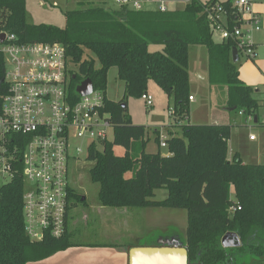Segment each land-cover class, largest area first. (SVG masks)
Masks as SVG:
<instances>
[{
	"label": "trees",
	"instance_id": "trees-1",
	"mask_svg": "<svg viewBox=\"0 0 264 264\" xmlns=\"http://www.w3.org/2000/svg\"><path fill=\"white\" fill-rule=\"evenodd\" d=\"M220 2L226 10L231 0ZM202 2L191 0L180 9L166 12L134 10L120 3L109 10L91 3L64 12V26L30 24L26 0H0V31L13 35L17 43H58L64 47L69 65L70 92L85 79L105 96L106 76L111 68L123 83V98L106 99L113 139L100 149L92 146L86 160L88 176L98 185L100 207L113 209L164 208L184 210L187 217L185 247L189 264H242L252 257L264 261V164L244 163L235 153L228 158L231 126L188 124L189 48L204 47L206 77L210 87L224 88L226 107L245 119L258 118L264 102L239 78L232 63V44L216 42L202 14ZM149 45L161 51L149 52ZM94 55L98 62L85 57ZM74 76V78H72ZM4 62L0 55V103L5 94ZM149 82L171 98L172 125L181 137L167 130V154L145 152V128L135 126L128 114V98L140 99ZM158 144V138H155ZM124 149L116 156L114 147ZM131 173L130 178H125ZM164 189V200L155 201L156 190ZM23 184L20 176L0 185V264H28L76 246L67 231L69 210L81 197L69 189L66 229L62 237L31 240L24 232ZM233 195V197H231ZM85 199L82 201L84 203ZM231 208H233L231 210ZM235 233L240 246L222 248L220 240Z\"/></svg>",
	"mask_w": 264,
	"mask_h": 264
},
{
	"label": "built area",
	"instance_id": "built-area-1",
	"mask_svg": "<svg viewBox=\"0 0 264 264\" xmlns=\"http://www.w3.org/2000/svg\"><path fill=\"white\" fill-rule=\"evenodd\" d=\"M190 1L129 2L134 10L166 12L172 5ZM202 14L213 37L232 44L237 57L247 61L256 58L255 34L264 32V23L250 0H231L229 10L220 2H203ZM2 34L0 55L6 90L0 103V178L7 183L17 176L22 180L26 236L36 241L45 236L57 239L66 229L69 165L83 153L87 157L92 146L100 149L103 143L111 142V117L104 109L102 91L92 88L85 96L70 92L72 68L61 44H21L13 35L0 31ZM140 100L147 109L153 106L147 92ZM188 100L193 102V97ZM157 138L158 146L167 148L166 136ZM248 139L255 138L249 135Z\"/></svg>",
	"mask_w": 264,
	"mask_h": 264
},
{
	"label": "rangeland",
	"instance_id": "rangeland-1",
	"mask_svg": "<svg viewBox=\"0 0 264 264\" xmlns=\"http://www.w3.org/2000/svg\"><path fill=\"white\" fill-rule=\"evenodd\" d=\"M204 1V0H201ZM91 3L94 5L103 6L109 10H118L120 8V2L117 0H26V20L30 24H46L56 27L64 26V12L69 10H75L79 8L78 3ZM254 7L257 12L262 11V17L264 21V0H252ZM130 7V2H126ZM183 3H177L172 5L173 9H180ZM264 33L255 34L257 39L264 38ZM214 41L218 42L219 40L216 37H213ZM196 50H189V81L193 88L196 86L195 83L198 82L196 77L192 72V61L193 59L197 60V68L204 66L206 62V50L204 47L197 46ZM162 47L159 45H149L148 51L155 52L161 51ZM258 57L257 62H263V70L260 65L249 63L237 62L236 66L239 71V76L244 83L251 88H254L260 92V94H254L256 98L264 102V48H258ZM85 57L93 59L95 61V67H98V62L96 61L93 54L86 52ZM72 70H75V67L72 66ZM260 71L263 73H260ZM192 88V87H191ZM192 88V89H193ZM124 86L123 83L117 78V71L115 68H111L106 76V86H105V96L106 99L110 101L117 102L123 98ZM146 92L153 99V106L149 109L143 104L140 99L137 98H128L127 107L128 114L130 115L131 121L135 126H143L145 128V140L147 144L145 146V152L148 154L157 153L160 150L161 155H166V149L159 148L157 142L155 141V132L153 127L155 124H166L167 121L172 123V119L168 116V111L172 112L173 101L171 98L167 99V96L159 89L153 82H149L147 85ZM195 103L190 106L189 120L193 125L196 124H206L216 115L221 114L217 110L219 103L223 101L225 97L224 88L221 86L207 88V86L196 88V95H192ZM220 116V115H219ZM218 116V117H219ZM264 120V110L263 117ZM160 127V126H159ZM175 126H173L174 128ZM164 128V127H163ZM168 130V128H166ZM251 132L253 135L257 134L258 129H252ZM174 131L178 133V136L181 137L180 129L174 128ZM246 131V130H245ZM246 133V132H245ZM244 136L245 134L242 133ZM158 137V132H157ZM111 133L108 134V140L112 141ZM239 141V139H238ZM231 146V143H230ZM231 147H229L230 149ZM248 149H254L253 147H247ZM259 153V159L247 158L246 156H253V153ZM113 152L116 156H122L124 154V149L121 147H114ZM244 158V157H243ZM244 162L249 164H264V146L263 141H261L260 148L248 152L243 159ZM91 163L86 160V155L83 153L80 157L69 165V184L72 189L75 190V193L85 199L84 203L82 201L74 204L69 210V217L77 216L79 219L80 216L84 215L87 217L88 225H84L81 222L79 226L75 229L74 237L76 241L81 240H91L93 238L100 237V226H103L102 221L99 219V215L104 213H117L119 209L113 208H101L97 202V192L98 185L92 183L88 176V169L91 167ZM131 173H126L125 178H130ZM7 180L0 178V185L6 184ZM167 196V192L164 189H159L155 191L153 200L161 201L164 200ZM129 214H126L128 218L124 219L120 223L121 231L124 239L129 238L127 234H139V238L134 239V242L137 244H144L147 240L158 237L156 230H150L149 233L142 232L144 230L143 224L146 222V214L144 215L143 209H131ZM155 215L158 217H165L168 213L182 212L184 210H167L164 208H153ZM171 211V212H169ZM146 213V212H145ZM123 224V226H122ZM128 224V226H127ZM102 231V230H101ZM104 232H106V226H104ZM102 231V236H103ZM142 234H145L142 236ZM130 236V237H131ZM137 236V235H136ZM238 263L242 264H264L263 262L254 263L252 262V257L244 256L238 259Z\"/></svg>",
	"mask_w": 264,
	"mask_h": 264
},
{
	"label": "crops",
	"instance_id": "crops-1",
	"mask_svg": "<svg viewBox=\"0 0 264 264\" xmlns=\"http://www.w3.org/2000/svg\"><path fill=\"white\" fill-rule=\"evenodd\" d=\"M205 1L207 0H204L201 2L203 3ZM250 1L253 4L252 0ZM253 8L255 11H257L256 8L254 7V4H253ZM258 13L262 17V11H258ZM263 33H260V34H263ZM255 41L257 43L256 58L254 60L247 61L243 57L238 56L237 62H241V63L251 62L252 64H256L257 62L256 59L258 57V52H257L258 48H264V46L262 45L261 39H257L255 37ZM195 48H197V46H192V50H196ZM189 50H191V47L189 48ZM196 63H197V60L193 59L191 63L192 72L194 76L196 77V79L198 80V82L195 83L196 86L194 88H193V85L191 86L190 84V88L191 87L193 88V89L191 88V97H193L192 95H196V88L202 87V83H203V86H207L208 89L211 88L207 84V80H206L207 79L206 77L207 54H206V62H204V65L206 66H204V68H203V65L197 68ZM257 64L260 65L263 70V62H257ZM260 73L262 72L260 71ZM241 81L244 83L243 80ZM252 89L254 90V88ZM255 91L257 94H260L258 90L255 89ZM194 103H195L194 99H193V102H189V112H190V106L193 105ZM219 105L220 106H218L217 110H219V112L221 113L219 114L220 116L216 115L215 117L212 118V122L210 121L209 123H206L203 125L209 124V125L231 126V136L228 141V158L230 159L236 153L241 158V160L244 162L243 159L245 158V155H247L248 152L250 153L255 148L257 150L260 148L261 141H263V146H264V120L262 119L264 109L259 110L258 118L256 119V122L254 123L253 119L252 120L245 119L239 113L237 114L231 113V110L226 107L225 97L223 98V101L219 103ZM189 119L190 118L188 114L187 123L191 124ZM166 128H168V130L170 131V133L173 134V136L179 137L178 133L174 131V128H177V129H180V128L178 126L173 128L172 123L171 122L169 123V121H167L166 124L164 125L155 124V126L153 127V129H155L154 130L155 137H157V132H158V135L167 136L168 132ZM252 129H258L256 130L257 134L253 135L251 133L253 131ZM242 133H244L245 135L243 136ZM249 135H253L255 139L249 140L248 139ZM230 143H231V146H230ZM229 147L231 148L229 149ZM247 147H253L254 149H248ZM166 154H167V151H166ZM246 157L247 158L256 157L255 159H259L260 156L257 151V154L253 153V156L250 155ZM231 197H233V195H231ZM152 209L153 208L143 209L145 210L144 215L146 214L147 220L143 224L144 230H142V232L149 233L150 230L152 231L156 230L157 232H160V233H158V237L149 239L144 244H137L134 242V239H131V238H137V237L139 238V234H132V236L131 234H127L129 236V238L127 239H124L122 237L125 234H123L121 231L120 223H122L124 219L128 218L126 214H129L130 212L129 209H119L116 211L117 213H108L106 215L102 213V215H99L98 217L100 221H102L103 223V226H100V232H99L100 237L99 238L96 237L91 240L76 241L75 238H73L75 234V229L79 226V224H81L82 222L84 223V225H88V222L86 221L87 217H85L84 215L80 216L81 217L80 219L77 216L74 217L71 215L68 218L67 231L69 234H71L72 241L76 246H72L64 251L58 252L42 261L32 262L28 264H128L129 260H128L127 251L131 248H134V247L150 248V247H156L159 245L168 246V244H174V243L184 244L186 226H187L186 213H182V212L168 213L165 217H158L155 215ZM167 210H173V209H167ZM104 226H106V232H104ZM101 230L104 233L103 236H102ZM144 235L145 234H142V236Z\"/></svg>",
	"mask_w": 264,
	"mask_h": 264
},
{
	"label": "water",
	"instance_id": "water-1",
	"mask_svg": "<svg viewBox=\"0 0 264 264\" xmlns=\"http://www.w3.org/2000/svg\"><path fill=\"white\" fill-rule=\"evenodd\" d=\"M120 3H126L130 0H118ZM4 40V35H0V43ZM232 63L237 62V53L235 49L231 51ZM74 78V76L72 77ZM92 83L89 79L82 81L76 88L75 93L85 96L91 93ZM231 110V109H230ZM254 123L256 118L253 119ZM84 198L81 197V201ZM222 248H235L240 246V241L235 233L227 232L220 240ZM128 264H189L188 252L185 244L174 243L168 246L159 245L150 248L134 247L127 251Z\"/></svg>",
	"mask_w": 264,
	"mask_h": 264
},
{
	"label": "flooded vegetation",
	"instance_id": "flooded-vegetation-1",
	"mask_svg": "<svg viewBox=\"0 0 264 264\" xmlns=\"http://www.w3.org/2000/svg\"><path fill=\"white\" fill-rule=\"evenodd\" d=\"M73 193H75V190L73 189Z\"/></svg>",
	"mask_w": 264,
	"mask_h": 264
}]
</instances>
